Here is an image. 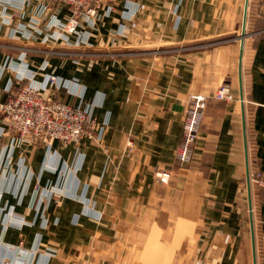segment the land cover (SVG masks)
Listing matches in <instances>:
<instances>
[{"label":"crops","instance_id":"0c3cea01","mask_svg":"<svg viewBox=\"0 0 264 264\" xmlns=\"http://www.w3.org/2000/svg\"><path fill=\"white\" fill-rule=\"evenodd\" d=\"M42 3L0 0V102L18 73H49L66 87L49 83L45 97L89 106L106 128L101 142L76 146L3 137L0 264H255V248L264 264V200L253 196V228L247 177L248 151L264 173V0H118L93 24L57 29L58 40ZM69 14L61 5L59 17ZM111 44L121 51L76 50ZM23 47L67 54L41 70L46 55ZM222 79L235 98L208 100L193 159L180 164L190 96Z\"/></svg>","mask_w":264,"mask_h":264},{"label":"built area","instance_id":"2783aa9c","mask_svg":"<svg viewBox=\"0 0 264 264\" xmlns=\"http://www.w3.org/2000/svg\"><path fill=\"white\" fill-rule=\"evenodd\" d=\"M114 4L115 0H43L42 11L50 10L53 13V17L48 23L49 26L54 25L56 28L73 33L78 31V27H82L84 24H93L104 9H108L107 13L109 14L114 9ZM61 5L67 6L70 10V14L67 17L65 16L68 21L64 22V19L58 15ZM23 8L24 6H19L14 11L16 18L23 16ZM12 22L13 19L9 15L6 18V24L10 25ZM18 29L23 32L22 37L25 39H34L39 34L28 32L24 25H18L16 31ZM46 38L47 36H45ZM22 49L23 51L30 50L24 47ZM35 78V73L25 74L20 72L17 75L19 85L17 86L15 80H13L10 81L6 89L8 97L5 101L0 102V114L4 119V124L0 127V151L5 148L3 137L6 135L13 136L20 143H44L51 147L53 143L48 142L49 136L42 133L44 128L55 134L51 136V140L72 145L80 144L84 139L93 140L104 136L106 125L105 123L98 124L89 106H85L81 102L71 104L54 99L48 100L41 92L42 89L46 88L48 82L54 83L58 88L60 86L66 87V82L52 74H48L43 83ZM25 79H28V81L31 79L32 83L23 82ZM211 98L226 101L234 100L235 95L229 80H220L211 93H196L190 96V104L183 124V137L176 152L180 164L191 162L193 159L197 136L208 100ZM52 112H58L59 119L62 121H52ZM63 121H68L70 125L65 127ZM250 161L249 159L251 195L252 197L261 196L260 198L264 200V173L256 164ZM168 177L169 175L166 172H155V179L158 181L165 183ZM59 194L62 195V193ZM251 211L253 213V207ZM50 254H53V252L51 251Z\"/></svg>","mask_w":264,"mask_h":264},{"label":"rangeland","instance_id":"374dc122","mask_svg":"<svg viewBox=\"0 0 264 264\" xmlns=\"http://www.w3.org/2000/svg\"><path fill=\"white\" fill-rule=\"evenodd\" d=\"M117 3H118V0H115V4H114V9L115 10H117ZM113 9V10H114ZM112 10V11H113ZM107 12H108V9H104L103 11H102V15H106V16H109L108 14H107ZM101 15V14H100ZM100 15L98 16V17H100ZM64 19V18H63ZM65 21H68V18H65L64 19V22ZM18 26V25H17ZM57 29L59 30V31H66V30H64V29H59V28H56L55 27V29L53 30V32H54V34L52 35L53 37H56V40H58V39H60V38H62V37H65L64 35L65 34H63V33H58V34H56V31H57ZM67 32V31H66ZM83 35H85V34H83ZM118 38H119V35L118 34H116V35H114V36H112V41H117L118 40ZM26 40H33V39H26ZM50 41H51V37H47L46 39H44L43 40V43H50ZM215 43V41L214 40H212V41H210V42H208V43H204V44H202L203 46H207V47H209V46H211V45H213ZM173 50H174V52H177L178 53V51H186V50H188V49H190L189 47H187V46H182V47H179L178 45H175V46H170ZM24 48H27V47H24ZM28 49H30V50H27V51H33V50H35V49H32V48H28ZM42 50H35V51H42L45 55H46V58H48L49 60H46V64H44V65H42V67H41V70H44L45 68H47L48 67V65H49V63H50V59H51V57L53 56V55H57V54H67V52H62V51H59V50H52L51 48L50 49H44V47H42L41 48ZM59 49H61V48H59ZM74 49H76V48H74ZM120 48H115V46H113L112 44L109 46V48L107 49V50H105V48H94V49H86V48H77L76 50L77 51H79V52H77L78 54H80V55H84L83 53H86V54H88V52H83V51H90L89 52V54H100L101 55V51H103L104 50V52H106V53H113L114 51H117V52H119V51H121V50H119ZM131 49V51H129L128 53H134L135 51H134V49L133 48H130ZM185 49V50H184ZM137 51H140V49H137ZM103 52V53H104ZM35 73V75L37 74L36 72H34ZM47 74H49V73H46V75ZM36 80H37V77L35 78ZM228 80V79H227ZM45 80H43V82H44ZM23 82H28V83H32L31 82V79H30V81H28V79H25ZM39 82H42V81H39ZM42 82V83H43ZM54 84V83H53ZM19 84H17V86H18ZM49 85V82H48V84H47V86H46V88L45 89H42L41 90V92H42V94H44V91L49 87L48 86ZM17 86L15 87V89L17 88ZM54 86H55V88L56 89H61L60 87H63V86H60L59 88L54 84ZM198 94V93H197ZM235 95V94H234ZM46 99H48V100H50V99H54V100H58V101H62V100H59V99H56V98H53V97H51V96H46L45 97ZM211 99H214V98H211ZM215 100H218V99H215ZM226 101V100H225ZM63 102H66V101H63ZM67 103V102H66ZM51 119H52V121H54V122H57V121H62L61 119H59V116H58V112H52V116H51ZM204 120V119H203ZM202 123H203V121H202ZM63 125L66 127L67 125H70L69 123H68V121H63ZM202 126V125H201ZM42 133H44V134H46V135H48L49 136V141L48 142H51V143H55L56 141H53V140H51L50 138H51V136H53V135H55L53 132H49L48 131V129L47 128H44L43 129V132ZM104 134H105V132H104ZM104 137V136H103ZM103 137H101V138H95L94 140H96V141H102V139H103ZM182 137H183V134H182ZM132 141V140H131ZM181 141H182V139H181ZM48 142H46V143H48ZM59 143H61L62 145H72V144H70V143H62L61 141H58ZM82 143V142H81ZM32 145H43V146H46V147H48V145L47 144H44V143H37V144H33L32 143ZM76 145H79V144H75V146ZM133 142H130V141H128L127 142V148H126V151L128 152V151H133ZM130 152V153H131ZM178 160V159H177ZM188 163H190V162H188ZM188 163H185V164H188ZM20 170V169H19ZM36 189H40V187L39 186H37L36 185V187H35ZM52 192L54 193V194H57V196H61L59 193H61V191L60 192H58V191H56L55 189H52ZM56 192H58V193H56ZM63 194V193H62ZM53 195V194H52ZM50 197V196H49ZM53 197H54V195H53ZM252 201H253V197H252ZM253 206H251V208H252ZM253 219H254V215H253ZM18 246L19 247H21V249L23 248L24 249V247H25V243H24V241L21 239L18 243ZM5 245H8V244H5ZM53 252V250H52V248L51 249H49L48 250V253L50 254V252ZM50 255H52V254H50ZM1 264H11V262L10 261H7L6 259L4 260V259H2V263ZM257 264H258V261H257ZM260 264V263H259Z\"/></svg>","mask_w":264,"mask_h":264},{"label":"water","instance_id":"95a60500","mask_svg":"<svg viewBox=\"0 0 264 264\" xmlns=\"http://www.w3.org/2000/svg\"><path fill=\"white\" fill-rule=\"evenodd\" d=\"M246 145H247V149H248V140L246 139ZM247 177H248V190H249V196H250V206H252V195H251V188H250V183H249V158H248V154H247ZM252 213V211H251ZM251 223H252V226H253V213L251 214ZM254 228V226H253ZM253 240H254V243H255V235L253 237ZM255 264H257V256H256V248H255Z\"/></svg>","mask_w":264,"mask_h":264}]
</instances>
